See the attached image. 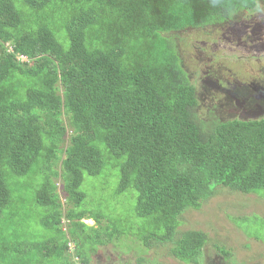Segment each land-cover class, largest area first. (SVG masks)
Listing matches in <instances>:
<instances>
[{
    "label": "trees",
    "instance_id": "trees-1",
    "mask_svg": "<svg viewBox=\"0 0 264 264\" xmlns=\"http://www.w3.org/2000/svg\"><path fill=\"white\" fill-rule=\"evenodd\" d=\"M257 1L0 0V219L10 196L4 174L37 172L35 201L54 232L19 240L18 261L89 264V248L125 235L110 215L83 203L86 177L133 195L137 216L151 226L137 239L145 248L171 242L180 261H193L208 239L201 230H177L182 212L199 209L216 186L264 195V115L247 111L256 103L264 109V82L242 83L230 70L195 85L174 39ZM199 85L212 106L207 119L196 110ZM62 216L79 243L73 253Z\"/></svg>",
    "mask_w": 264,
    "mask_h": 264
},
{
    "label": "rangeland",
    "instance_id": "rangeland-1",
    "mask_svg": "<svg viewBox=\"0 0 264 264\" xmlns=\"http://www.w3.org/2000/svg\"><path fill=\"white\" fill-rule=\"evenodd\" d=\"M255 11L250 9L245 12L250 18H254L257 15ZM255 20H260V17H256ZM223 23V21H218L205 26L186 27L180 30V37L176 42L178 57L189 80L195 85L203 82L202 80L207 77V74H215L216 71L218 73L230 70L238 72L234 70L231 62L234 60L235 55H231L226 50L228 47L219 50L222 46H229L233 42L231 40L226 42L216 40L217 37L223 34ZM243 25L247 27L248 22H244ZM239 40L245 42L250 48L249 50H254L262 41V38L259 37L249 42L248 36L243 40L239 34ZM246 59L249 61L250 58L247 57ZM257 67L261 68L260 78H264V65L258 64ZM257 67L252 63H246L242 65L241 72L246 75H253L257 72ZM234 76L242 83H250L248 79ZM214 87L216 88L217 85ZM262 93H264V90L258 94ZM206 94L208 93L205 92V89L199 85L197 90L199 106L196 110L199 117L203 119H207L212 112L210 102L204 101V98L201 97ZM227 94L228 97L235 96L236 98L239 95V93H233L232 91H227ZM256 104L254 107L251 105L247 109L248 113L254 117L264 115L263 107L259 103ZM224 110L226 111L225 107ZM4 178L10 190V196L4 215L0 219V264H22L21 261L17 260L16 251L24 250V248L19 246L17 242L21 239L45 240L53 236L54 232L46 229L42 224L45 211L35 201L36 190L41 186V178L38 173L29 172L22 176L12 177L6 172ZM54 180L63 208H70L71 205L66 201L65 193L62 190V180L59 178H54ZM81 188L86 193L83 201L87 205L86 207L91 209L92 213L110 215L116 226L125 233V235L118 237L120 239L117 238L106 245L107 248H113L112 254L118 257L115 264H189L169 254L171 242L163 244L153 242V245L147 249L142 246L137 237L146 233L151 226L147 227V217L137 216L135 211L136 201L133 195L126 191L118 193L114 190L115 183L103 182L92 177H86ZM263 196L254 193L243 194L226 187L216 186L213 194L202 202L199 209L190 208L182 212L179 218L181 225L177 230L193 229L205 232L209 243L206 250L210 249L211 252L208 260L213 259L216 253L220 254L213 246L223 243L225 248L228 247L232 251V262L230 264H264ZM60 221L61 229L65 232L66 239L69 240L68 252L73 253L75 248L79 247V243L68 235L69 220L62 216ZM82 221L87 226L100 227V224L95 223L92 218H84ZM101 224H104V222H101ZM82 247L87 249L90 246L82 242ZM95 248L104 250V247L100 244H96ZM219 251H222V248H219ZM63 255L68 258L71 256L67 253ZM39 264L61 263L56 258L52 260L49 258L47 260L42 259ZM77 264H82V262L78 261ZM212 264H216V262Z\"/></svg>",
    "mask_w": 264,
    "mask_h": 264
},
{
    "label": "flooded vegetation",
    "instance_id": "flooded-vegetation-1",
    "mask_svg": "<svg viewBox=\"0 0 264 264\" xmlns=\"http://www.w3.org/2000/svg\"><path fill=\"white\" fill-rule=\"evenodd\" d=\"M252 9H254V11L257 9V11H255L257 15L254 18H250L249 15L244 11H238L237 13L233 14L225 22V26L222 29V36L217 37L216 40L221 42H226L229 40L233 41L231 44H229V46L224 45L219 50L228 47L226 50H228L231 55H235L233 60L234 62L230 60L232 62V66L238 70V73L242 75V78L248 79L250 83H256L258 81L264 82V78H260L259 76L261 68L259 69L257 67L258 64L262 66L264 65V0H258ZM258 16L260 17V20H255V18ZM244 22H248L247 27L243 25ZM239 34L242 36L243 40L246 36H248L249 42L258 39L259 37L262 38V41L258 44V46L255 47L254 50H249L250 48H248L245 42L239 40ZM179 35L180 32H178V36L174 38L178 39ZM247 57L250 58L249 61L246 59ZM246 63L254 64L258 68L257 72L253 75L243 74L241 72V67ZM107 244L108 243L100 244L102 247H104V250L99 248L96 249L95 247L88 249L89 264H115V261L118 257L112 254L114 249L107 248ZM208 246V242L203 243L199 254L196 258H194L193 261L182 262L189 264H212L213 262H216V264H230L232 262V251H230V248L228 247L225 248L223 243L215 244L213 246V248L220 254L216 253L213 259L208 260V256H211L210 249L206 250ZM147 248L149 247H146V249ZM219 248H222V251H219Z\"/></svg>",
    "mask_w": 264,
    "mask_h": 264
},
{
    "label": "clouds",
    "instance_id": "clouds-1",
    "mask_svg": "<svg viewBox=\"0 0 264 264\" xmlns=\"http://www.w3.org/2000/svg\"><path fill=\"white\" fill-rule=\"evenodd\" d=\"M223 24H224V26H225V22H224ZM238 30H239V29H238ZM179 32H180V31H179ZM173 37H174V36H173ZM179 37H180V35H179ZM179 37H178V39H179ZM174 39H175V38H174ZM178 39H175V41L178 40ZM176 42H177V41H176ZM21 58L24 59L25 57H24V56H21ZM68 247H69V242H68ZM82 264H85V263L82 262Z\"/></svg>",
    "mask_w": 264,
    "mask_h": 264
},
{
    "label": "bare ground",
    "instance_id": "bare-ground-1",
    "mask_svg": "<svg viewBox=\"0 0 264 264\" xmlns=\"http://www.w3.org/2000/svg\"><path fill=\"white\" fill-rule=\"evenodd\" d=\"M11 52V51H10ZM21 58V57H20ZM22 59V58H21Z\"/></svg>",
    "mask_w": 264,
    "mask_h": 264
},
{
    "label": "crops",
    "instance_id": "crops-1",
    "mask_svg": "<svg viewBox=\"0 0 264 264\" xmlns=\"http://www.w3.org/2000/svg\"><path fill=\"white\" fill-rule=\"evenodd\" d=\"M68 249H69V247H68Z\"/></svg>",
    "mask_w": 264,
    "mask_h": 264
}]
</instances>
